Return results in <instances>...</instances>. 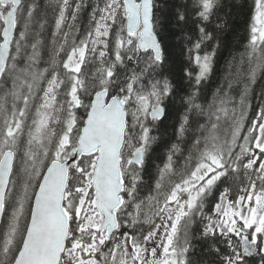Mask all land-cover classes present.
Segmentation results:
<instances>
[{
	"label": "snow or ice",
	"instance_id": "snow-or-ice-1",
	"mask_svg": "<svg viewBox=\"0 0 264 264\" xmlns=\"http://www.w3.org/2000/svg\"><path fill=\"white\" fill-rule=\"evenodd\" d=\"M172 8L178 26L195 25L177 133L192 129V142L183 165L173 144L145 185L153 128L178 95L157 0H0V264H201L194 241L211 264H264V104L244 131L264 70V0L229 64L239 99L230 79L206 105L224 0Z\"/></svg>",
	"mask_w": 264,
	"mask_h": 264
},
{
	"label": "trees",
	"instance_id": "trees-1",
	"mask_svg": "<svg viewBox=\"0 0 264 264\" xmlns=\"http://www.w3.org/2000/svg\"><path fill=\"white\" fill-rule=\"evenodd\" d=\"M46 0H41L43 5ZM176 3H184L185 0H175ZM174 0H157L159 8L158 16L160 18V24L157 29L158 38L162 46L166 50V54L169 56L168 66L165 68V72H170V79L173 80L178 86V95L175 97L176 103L168 110V115L162 118L161 121L156 122V126L153 128L152 135L157 139L153 148L155 149L151 153V158L146 165V172L144 174V183L149 185L154 183V179L157 174V168L162 167L166 162V158L169 149L173 144L179 143L183 155L179 156V162L183 165L184 158L187 156V149L191 147L192 142V129H189L188 133L184 135L182 139L178 141V128L181 120V114L184 109L180 106V97L184 93L188 92L189 85L187 79H181L183 77V69L187 68L188 60L186 55V38L192 34L195 25L193 24V18L189 17L187 23L177 25L175 19L172 16L174 9L172 5ZM253 0H224L223 14H226L227 27L223 32L219 33L220 46L217 49L216 56L214 58L213 70L207 80L203 82L199 91L198 102L207 104L210 102L217 91L220 89H227L229 80H233V87L230 90V95L239 99L240 93L244 89V82L235 83V77H229V72L235 73V67L229 68L230 62L235 58L239 60L240 53L244 52L245 46L248 43L249 26L251 23V9ZM90 9L87 7L81 13L78 26L83 29L88 24V13ZM222 14V15H223ZM215 19L213 25H215ZM54 21L49 16V25L46 29L45 35L47 40H51V31ZM215 43V41H213ZM211 51V49H207ZM247 65H245V69ZM196 69L193 68V71ZM248 98L250 101V108H248L247 116L244 121V131L251 126L252 119L255 118L258 108L264 104V70L257 72L256 82L251 84L248 88ZM202 122V121H201ZM147 193L145 192V195ZM206 204V213L208 209L214 206L215 200L210 196ZM147 227V226H145ZM199 219L197 222L191 225L190 231H198ZM195 245V251L193 253V259L200 258L201 264H211V261L215 259L212 255H207L205 251H202L198 242H193ZM223 247V245H222ZM258 264V258H256ZM251 264V258H250Z\"/></svg>",
	"mask_w": 264,
	"mask_h": 264
},
{
	"label": "rangeland",
	"instance_id": "rangeland-1",
	"mask_svg": "<svg viewBox=\"0 0 264 264\" xmlns=\"http://www.w3.org/2000/svg\"><path fill=\"white\" fill-rule=\"evenodd\" d=\"M82 111V110H81ZM150 247H151V245H150Z\"/></svg>",
	"mask_w": 264,
	"mask_h": 264
}]
</instances>
